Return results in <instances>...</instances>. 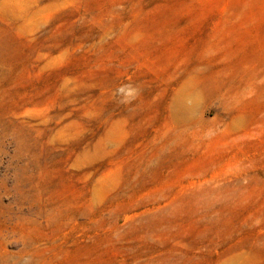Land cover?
I'll return each mask as SVG.
<instances>
[{
  "label": "rangeland",
  "instance_id": "374dc122",
  "mask_svg": "<svg viewBox=\"0 0 264 264\" xmlns=\"http://www.w3.org/2000/svg\"><path fill=\"white\" fill-rule=\"evenodd\" d=\"M0 264H264V0H0Z\"/></svg>",
  "mask_w": 264,
  "mask_h": 264
},
{
  "label": "bare ground",
  "instance_id": "6f19581e",
  "mask_svg": "<svg viewBox=\"0 0 264 264\" xmlns=\"http://www.w3.org/2000/svg\"><path fill=\"white\" fill-rule=\"evenodd\" d=\"M185 99V98H184ZM191 106V105H190ZM191 108V107H190ZM187 112V111H186Z\"/></svg>",
  "mask_w": 264,
  "mask_h": 264
}]
</instances>
